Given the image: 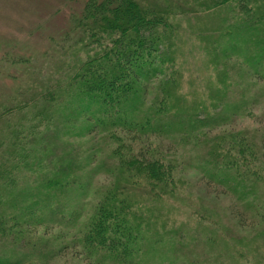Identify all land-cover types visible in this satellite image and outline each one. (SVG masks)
Masks as SVG:
<instances>
[{
	"label": "trees",
	"instance_id": "trees-1",
	"mask_svg": "<svg viewBox=\"0 0 264 264\" xmlns=\"http://www.w3.org/2000/svg\"><path fill=\"white\" fill-rule=\"evenodd\" d=\"M79 1L63 41H57L70 46L67 52L56 58L59 45L49 47L53 53L43 51L38 69L31 55L9 60L21 65V73L13 71L22 82L0 101V264H174L179 259L150 257L162 247L171 251L179 244V250L180 243L170 238L175 232L164 242L156 236L162 225L155 217L156 201L144 202L142 196L179 198L185 164L206 185L231 187L239 200L247 195L238 191L247 187V173L241 171L264 183L257 144L245 133L208 138L263 98L264 85L251 99L242 85L235 86L236 103L211 85L201 89L205 106L183 108L187 98L179 93L183 79L173 58L172 23L192 7L177 4L194 3L197 12L229 9L224 21L237 23L227 24L226 31L199 32L203 39L220 33L207 44L209 65L219 70L236 57L248 68L246 76L264 81V0H161L160 6L144 0ZM235 75L236 83L243 80ZM216 85L224 88L225 82ZM199 135L212 147L184 165L182 154L163 153L151 143L197 142ZM84 138L83 149L68 141ZM223 141L231 143L227 152H234L233 159L219 155ZM103 151L112 180L84 219L80 202L103 169L92 166Z\"/></svg>",
	"mask_w": 264,
	"mask_h": 264
},
{
	"label": "rangeland",
	"instance_id": "rangeland-1",
	"mask_svg": "<svg viewBox=\"0 0 264 264\" xmlns=\"http://www.w3.org/2000/svg\"><path fill=\"white\" fill-rule=\"evenodd\" d=\"M144 1L158 6L162 3L161 0ZM177 5L184 9L190 5L192 7L187 13L176 15L172 23L176 28L172 45L178 53L177 55L174 52L173 58L178 63L179 78L183 79L179 93L187 98V103L183 108H186L185 106L190 108L191 106L198 108L200 105L205 106L207 94L201 89L212 87L211 85L216 89L219 88L222 95L230 94L232 102L236 99V92L239 90L235 86L242 85L243 91H247V98L248 96L256 97L262 92L260 88L264 85V81L248 77L250 76L248 68L240 65L239 58L226 60L220 65V69L215 71L213 66L209 65L207 44L218 40L220 33L217 31L214 35L211 34L203 39L200 38L201 33L199 32L204 30L226 31L227 24L237 23L231 19L228 22L224 21L230 17H227L230 15L229 9L226 11L223 7H218L211 11L197 12L198 8L194 3L184 5L182 1H179ZM79 7V0H0V101L22 82L19 75L21 65H12L9 62L12 56H34L35 59L30 61L31 65L37 69L41 68L44 65L43 51L48 49L53 53L49 47H56L59 45L57 41L59 43L63 41L62 33L64 34L63 31L69 26V16ZM192 10L196 11V14ZM72 37V35L69 36V38ZM58 47L59 53L55 54L56 58L67 52L70 46L59 45ZM14 69H18L19 72L13 71ZM235 74L240 75L243 80L237 79L236 83ZM221 80L225 82L224 88L216 85ZM202 94L205 95L202 97ZM199 95H201L200 100L197 99ZM234 102L236 103V100ZM240 132L245 133L247 140L251 143L257 144L259 152L256 154L264 166V96L253 106L247 108L244 115L210 131L208 138L220 137L221 133L228 135ZM87 140L88 138H84L81 139L82 142H78L68 139L71 147L75 145L74 143H79L81 149ZM206 140L203 142V136L199 135L197 142L189 138L182 142L160 139V141L151 140V143L157 145L156 148L162 150L163 153L176 154V157L182 154L184 165L187 161L194 160L197 154L212 147ZM97 143H102V141L97 140ZM229 144L231 143L221 142L222 148L221 145L219 148L223 150L218 153L219 155L224 154L227 159H233L232 153L234 152H227ZM105 153L106 151H103L96 155L92 164L93 167L100 166L103 169L92 179L87 187L86 196L80 202L84 207V219L91 211L93 199L99 197V193L109 187L112 180V176L104 167L105 163L103 164ZM107 166H110L109 160H107ZM184 169L181 174L182 186L179 198L152 201L151 198L147 200L146 195L141 197L144 202L154 204L156 201L154 205L157 206L158 211L155 217L159 216L156 220L162 223L160 228L155 229L156 236H163L164 242L168 240L170 232H175L177 235L170 238L180 243L179 250H176L179 244H176L175 250L171 249V251L162 247L157 250L158 252L151 253V259L156 260L155 262L164 259H166L164 261L179 259L174 264H186L185 261L194 264H264V183L254 180L258 179L257 176L248 178L252 177L249 170L241 171L243 175L247 173L245 180L247 187H238V191L247 193V195L244 200H239L241 198L236 197V193L230 192L231 187L213 183L206 185V180L202 179L193 167L185 164ZM110 170L112 173V167ZM42 231L43 228H38V232L42 233ZM162 256L164 258H161ZM50 264L62 263L52 261Z\"/></svg>",
	"mask_w": 264,
	"mask_h": 264
}]
</instances>
